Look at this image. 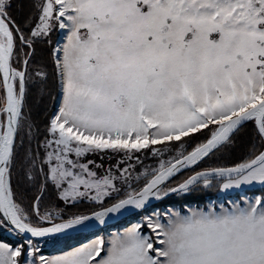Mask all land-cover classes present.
<instances>
[{"label": "snow or ice", "instance_id": "obj_1", "mask_svg": "<svg viewBox=\"0 0 264 264\" xmlns=\"http://www.w3.org/2000/svg\"><path fill=\"white\" fill-rule=\"evenodd\" d=\"M32 6L37 14L25 19L32 25L25 34L13 0H0V230L17 239L0 242V264H264V151L170 186L232 144L247 122L264 143V0ZM57 27L64 41L53 49L60 103L33 150L34 125L24 114L29 64L36 39ZM25 47L30 51L21 58ZM47 75L35 72L41 80ZM205 129L206 141L187 151L186 138ZM141 150L160 159L135 178L143 177L137 188L129 168L99 175L101 165L87 159L108 151L131 159ZM18 165L22 176L14 180ZM22 182L36 192L30 209L17 192ZM117 182L129 189L122 197ZM256 186L262 194L249 197ZM50 187L65 205L88 201L93 210L43 207ZM212 188L225 199L184 211L152 207L173 194ZM233 192L239 194L232 198ZM128 211L139 219L109 231V221ZM83 229L92 230L86 242L44 254V244Z\"/></svg>", "mask_w": 264, "mask_h": 264}, {"label": "trees", "instance_id": "obj_2", "mask_svg": "<svg viewBox=\"0 0 264 264\" xmlns=\"http://www.w3.org/2000/svg\"><path fill=\"white\" fill-rule=\"evenodd\" d=\"M35 2H37V0H13L12 15L20 24L21 28L25 30V34L28 33V28L32 26H26L25 19L29 16L35 18L37 14L36 10L32 6ZM59 37L60 31L57 27L53 30L50 37L36 39L33 46L34 53L30 59L29 72L31 68L37 67L42 68V70L48 74L46 80H36L30 73V79L28 81V93L26 96L24 114L30 117V122L34 125L33 133L35 134L36 138L33 139L31 143L33 150L37 149L38 141H43L46 135V125L48 124L52 115L58 111L59 108V80L55 72V62L53 58V49L55 48ZM28 51H30V49L25 47L20 53V57L23 58V54ZM16 66L19 67V65ZM209 136L210 132L207 129L202 130L201 133H196L193 135V137L186 138L188 143L185 145V148L187 151H191L197 144L206 141ZM157 147L161 146L158 145ZM252 150L263 151L264 143L261 142L258 136L254 122H247L245 126L234 135L232 144L215 152V154L211 155L209 158H206L197 167H195V169L184 170L181 174L177 175L170 181V186H175L189 175H192L194 171H201L210 167L232 166L233 164L245 158ZM39 151L42 155L41 148ZM118 153L124 155L123 152ZM132 155H135L136 158L131 159L129 163H136V169L139 171L144 168H154V163H156L157 157L153 156L147 150H141L140 152H136ZM175 155L176 150H173L171 153H167L168 157ZM137 157H139V160H137ZM21 176L22 173L18 165L14 180L20 179ZM17 192L20 199L24 202V205L30 209L32 198L36 194L35 189L32 188L31 185L22 182L17 188ZM253 193L256 195L262 194L260 187H255L252 190L247 191V194ZM219 194L220 193L217 192L216 188L205 191H194L188 195L174 194L170 197H167L165 200L152 205V207L164 208L167 206H179L184 208L186 205H202L207 204L210 199L216 198ZM50 204H55L59 208L64 207V203L56 199L55 189L51 187L49 188V192L44 200L43 207H48ZM68 208L74 210V213H87L93 210L91 203L86 201L81 202L75 207L69 206ZM134 215L136 214H131L130 217ZM120 224L121 222L117 223L116 225L119 227L121 226ZM77 238L78 237L76 236H71L69 241ZM0 240L7 241L10 244H15L17 242L12 238L6 237L1 231ZM61 249L63 248L60 246L56 249V251L59 252Z\"/></svg>", "mask_w": 264, "mask_h": 264}, {"label": "rangeland", "instance_id": "obj_3", "mask_svg": "<svg viewBox=\"0 0 264 264\" xmlns=\"http://www.w3.org/2000/svg\"><path fill=\"white\" fill-rule=\"evenodd\" d=\"M40 39H43V38H40ZM58 41L61 44L64 42L61 32H60V37H59ZM57 42H56V46L55 47H57ZM38 70H42V68H37V67L31 68L30 69V73L33 76V78H35L36 80H41L40 78L35 76V72L38 71ZM41 150H42V154H43V151H44L43 148H41ZM134 158H136L135 155L134 156L132 155L131 159H134ZM169 158L170 157L167 156V153L163 157V159H165V160H167ZM87 159L95 161L96 165H101V167H98V168L95 169L98 172L99 175L105 174L108 169H111L114 174H119L118 170H122L124 168H129V170L131 171L132 177H133L132 180L130 181L132 187L133 188H137V187H140L141 184H143V177H141V180L139 182H137V180L135 178L137 176L141 175L145 171L146 168H144V169L139 171L138 169H136V166H135L136 163H133V162L129 163V161H131V159H129L125 154L122 155V154H119L118 152L108 151L107 153L101 152V153L89 154ZM159 159L160 158L157 157L156 163H154V167L158 166V160ZM129 166H132V167H129ZM117 187H119L121 189V192L119 193L120 197L124 196L126 191L129 190L127 188V185H124V184H122L120 182H117ZM256 187H260V186H256ZM238 194L239 193L233 192V193H231V196H232V198H235ZM113 195L115 197L117 194L114 193ZM247 195L249 197H251L253 194H247ZM258 195H261V194H258ZM218 199L219 200H224L225 199L224 194L220 193L216 198L210 199L207 202V204L186 205V206H188V207H205L206 205L212 203L213 201H217ZM86 202H88V201H86ZM68 207H69V205H65L64 204V207L63 208L61 207V209H64L65 212L68 213V214L74 213V210H72L71 208H68ZM167 207L168 208H173L174 207L175 209H180L181 211L185 210V207L184 208L179 207V206H167ZM159 209H163V208H159ZM138 219H139V217L137 215H134L132 217L128 216L127 218H125L123 220L122 224H125L126 222H128L130 220H138ZM124 227H125V225L119 226L118 228H116V230L117 229L123 230ZM0 231L2 232L3 230H0ZM109 231H115V230H109ZM102 234H105V233H102ZM76 237H78L77 239L81 240V239L84 238V235H79V236H76ZM7 243H9V242H7ZM70 243H73V242L69 241V239H64V238H62L60 240V242H58V243L48 242V243L43 245V252H44L45 255H55V254H58L60 252V251L59 252L56 251V249L58 247L61 246V247L64 248V247H66V245H69Z\"/></svg>", "mask_w": 264, "mask_h": 264}, {"label": "water", "instance_id": "obj_4", "mask_svg": "<svg viewBox=\"0 0 264 264\" xmlns=\"http://www.w3.org/2000/svg\"><path fill=\"white\" fill-rule=\"evenodd\" d=\"M264 151V150H263ZM174 195V194H173ZM172 196V195H170ZM169 196V197H170ZM158 202H153V205L156 204ZM135 212L134 211H128L126 212L123 216H119V217H116L115 219L113 220H110L109 221V230H115L116 228H118V226L116 225L117 223L121 222V226L122 225H125L126 226H129L131 223L135 222L136 220H130L128 222H126L125 224H122L123 220L125 218H127L128 216H130L131 214H134ZM79 235H84V238L83 239H74L72 240L71 242L73 243H70L69 245H72V246H75L81 242H86L88 239L91 238V235H92V230L90 229H83L81 230L80 232H75V233H71L70 236H79ZM5 236L6 237H14L13 235H10L8 232L5 231ZM63 248V247H62ZM63 249H66V247H64Z\"/></svg>", "mask_w": 264, "mask_h": 264}, {"label": "flooded vegetation", "instance_id": "obj_5", "mask_svg": "<svg viewBox=\"0 0 264 264\" xmlns=\"http://www.w3.org/2000/svg\"><path fill=\"white\" fill-rule=\"evenodd\" d=\"M2 233L5 235V231H2ZM8 238H12L13 240L17 241L16 237H8Z\"/></svg>", "mask_w": 264, "mask_h": 264}, {"label": "crops", "instance_id": "obj_6", "mask_svg": "<svg viewBox=\"0 0 264 264\" xmlns=\"http://www.w3.org/2000/svg\"><path fill=\"white\" fill-rule=\"evenodd\" d=\"M130 226V225H129ZM126 227H128V226H126ZM116 230V229H115ZM0 242H6V241H3V240H0Z\"/></svg>", "mask_w": 264, "mask_h": 264}]
</instances>
